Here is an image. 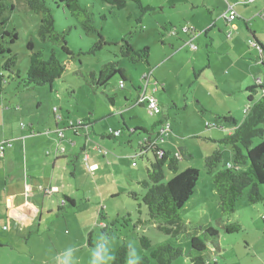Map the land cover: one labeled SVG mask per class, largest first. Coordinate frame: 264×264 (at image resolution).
Instances as JSON below:
<instances>
[{
	"label": "rangeland",
	"instance_id": "374dc122",
	"mask_svg": "<svg viewBox=\"0 0 264 264\" xmlns=\"http://www.w3.org/2000/svg\"><path fill=\"white\" fill-rule=\"evenodd\" d=\"M12 1L15 4L14 10H7L3 18L6 29H15L18 33V39L10 47L18 55L17 67L21 70V75L25 76L30 65L27 46L31 41L35 50L45 48V57H49L51 50L55 49L58 58L67 62V68L52 86L47 84L30 88L21 87L20 79L15 75L4 73L5 82L2 86L0 83V90H7L4 93L10 97H22L26 101L24 112L42 121L50 119L52 129L56 128V122L58 128H63V122L52 115V108L60 106L64 114L69 109L72 117H95V127L102 133L103 129L110 126L115 128L121 125L119 115L102 117L108 113L111 105L106 95L113 96L116 108L124 105L125 95L133 101L136 97L134 86L144 84L143 75L148 70L146 62L131 64L123 57L124 40H129L137 50L148 46L151 49L149 64L154 68V75L164 79L168 88L165 93L161 90L157 92L159 104L164 111L160 115L150 116L145 108L139 109L136 106L125 112L126 122L134 126H150L168 111L169 117L165 121L168 128L163 133L166 141L163 147L175 152L179 145L186 146L193 158L181 159L180 171L194 167L199 170L200 177L193 198L182 211L187 234L176 237L159 230L155 223L148 221V209L145 205L139 212L140 196L144 189L130 182L131 174L147 178V162L138 155L141 134H132L129 142L128 133L125 132L117 140L111 139L108 142L115 145L117 153L128 151L131 156L137 154V157L132 160L130 155H126V159L117 160L107 167L100 184H96L93 176L83 171L82 177L78 176L76 180L78 189L74 193L77 206L68 203L66 208L57 210L54 214L45 212L41 228H37L41 221L37 219L34 229L22 230L19 237L14 238L11 247L5 246L0 251V264H112L115 253L122 244L129 247L126 264H136L142 255L150 256L151 250L163 244L183 248V254L174 260V264H191V238L208 227H215L220 232L218 243L223 256L216 258L213 255L218 264H259V258L264 256V205L250 204L245 190L230 219L240 220L243 229L238 233L228 234L223 228L221 218L225 217L221 214L213 182V174L228 161H233L234 146L221 141L230 133L231 125H210L217 123L218 115H231L240 124L246 118V107L254 103L249 100L250 92L246 86H240L236 79L239 77L249 85L256 82L249 75V69L251 62L254 67L255 58L260 51L250 43H255V39L246 28L243 15L236 18L237 28L225 26L223 19L228 4H233L236 0H206L212 4L210 10L201 7L204 3L201 0L200 10L208 17L209 24L214 21V26L207 38L202 33L195 39L198 50H192L186 43L189 40L186 33L192 35L193 32H184L182 28L201 24V15L194 14L198 9L193 5L199 0H128L123 9L113 8L101 0H79L82 6L88 7L93 13L92 25L96 31L87 30L59 0H46L55 18V28L59 32L67 31L66 39L71 55L66 54L60 45L40 39L38 29L41 14L33 11L25 0ZM260 1L263 5L264 0H257L247 7L238 5L236 10L239 13L243 8H248L251 16L256 13L252 9ZM250 23L249 27H253L257 30V35L263 37L264 14H255L250 18ZM174 28L179 35L169 33ZM229 31L233 33L231 40L227 38ZM99 33L104 41H100ZM234 41H239L240 45L233 48ZM222 43L231 47L227 48ZM111 61L119 62L120 67L125 70L128 76L125 88L119 87V75H115L105 85L98 86L94 82L92 74L96 77L103 65ZM260 95V91L254 94V101ZM172 103H175L174 107L171 106ZM202 108L205 110L201 111ZM134 113L138 117H134ZM261 140L256 137L253 145L259 144ZM79 147H76L77 150ZM218 147L223 151V159L213 173H209L206 157ZM101 149L104 150L102 146ZM164 170L166 181L174 177L167 166ZM86 188L89 192L85 191ZM131 191L137 192L139 199H134ZM261 192L264 196V185ZM139 219L145 222L135 228L134 223ZM143 234L151 240L149 249L141 245L140 235ZM90 238L92 245L89 244ZM210 251L207 254L212 256ZM224 258H228L226 263ZM150 264H158V261L150 257Z\"/></svg>",
	"mask_w": 264,
	"mask_h": 264
},
{
	"label": "trees",
	"instance_id": "16d2710c",
	"mask_svg": "<svg viewBox=\"0 0 264 264\" xmlns=\"http://www.w3.org/2000/svg\"><path fill=\"white\" fill-rule=\"evenodd\" d=\"M101 1L117 9L125 8L128 2V0ZM25 2L33 11L41 14V21L38 29L40 39L43 42L48 41L52 44L60 45L66 54L71 55L72 52L68 47L66 39L67 31L59 32L55 28V18L46 0H25ZM59 2L63 4L64 8L67 9L71 16L82 22L87 30L96 31L92 25L93 13L88 7L82 6L79 0H59ZM14 7L15 4L12 0H0L1 86L2 83L5 82L4 73H10L18 77L20 79L19 85L23 88L44 86L47 84L52 86L56 79L62 77L67 68V62H63L58 58L55 49L51 50L49 57H45V48L35 50L34 44L31 41L27 46L30 51V65L25 76L21 75V70L17 67L18 55L14 53L10 47L18 39V33L15 29L12 31L7 30L5 27L6 21L3 18L5 12L7 10H14ZM99 36L101 38L100 41H104L100 33ZM256 39L257 44L261 47V51L255 58V61L259 67L264 70V38ZM124 47L125 50L122 53L123 57H126L131 64L148 60L151 51L150 47L145 46L142 49H134L127 39L124 40ZM115 75H119L120 77L119 84L121 81L126 83L128 80L125 70L120 67L117 61H111L103 65V68L96 77L92 74L94 82H96L98 86L107 84ZM260 79L261 82L256 81L253 86L247 88L250 92L249 100L254 103L250 105V110L242 123L239 124L231 115H218L216 116L217 123H214L216 124L215 127H218V123L232 126L231 132L226 135L224 139H221V141L234 146L233 161H228L222 169L213 174L214 187L219 197V207L221 214L225 217V219L221 218V220L224 225V231L228 234L238 233L243 229V224L240 220L235 219L234 221H230V219L235 213L237 204L245 193V190L248 192L247 199L250 204L264 205V196L261 192V187L264 185V94L262 93V89H264V73L263 77ZM259 91L261 95L258 100L254 101V94ZM106 96L112 103V100H114L113 97L110 95ZM174 106L175 105H173V107ZM204 110V108L201 109V111ZM71 118L72 117L67 116L64 119L68 120ZM74 118H72V120H75ZM82 119L85 123L89 122L91 124L88 117ZM166 120L167 116L162 117L152 124V128L150 129L136 127L131 135L134 133L141 134V142L145 138V135L151 137L159 124ZM129 128L132 127H127L125 124H123L122 128H118L122 130V134L119 137L125 132L129 133ZM91 131L92 129L90 126V133ZM108 136L117 139L113 135L108 134ZM256 137H260L262 140L259 144L253 145V141ZM140 142L138 143V153H140L139 157L145 159L147 162V178L137 182V184L144 189V193L140 196L141 202L139 203V212L141 213V208L145 205L148 209V221L155 223L159 230L167 234H173L176 237L185 236L187 234V227L182 216V211L187 202L193 198L200 173L199 170L194 167H189L184 171H180V160L191 159L193 158V154L186 146L181 145L178 147L181 158H178L174 152L162 147V144L155 143L153 145V142L151 143L149 139L145 140L144 143ZM149 143L153 146H150ZM159 150H163L162 155H158L157 152ZM136 157L131 156V159L134 160ZM222 159L223 151L220 147L206 157V167L209 173H213L214 168L218 166ZM229 163H231L232 166H228ZM165 166L174 173V177L168 181H166ZM243 167L247 169H243ZM131 195L134 199H139V194L137 192L131 191ZM66 201H69L70 205H74L71 200L67 199ZM62 209L64 208H59V210ZM128 221L126 220V222ZM144 222L145 221L142 222L141 219H139L134 223V227L137 228L143 225ZM219 235L220 232L215 227H208L201 234L193 236L191 238L192 250L189 253L190 263L218 264L216 258H213V254L210 256L207 254V251L213 248H215L214 250L217 252L221 251L218 243ZM140 242L145 249L151 247V240L147 235H140ZM89 244L92 245L91 238ZM128 252L129 247L126 244L120 245L115 253L112 264H126ZM150 253V256L146 254L142 255L136 264H150V257L155 258L158 264H174V260L183 254V248L174 247L170 244H163L151 250Z\"/></svg>",
	"mask_w": 264,
	"mask_h": 264
},
{
	"label": "crops",
	"instance_id": "0c3cea01",
	"mask_svg": "<svg viewBox=\"0 0 264 264\" xmlns=\"http://www.w3.org/2000/svg\"><path fill=\"white\" fill-rule=\"evenodd\" d=\"M256 1L257 0H236L235 3L231 5H233L236 10L238 5L247 7L250 5V3L253 4ZM200 2L201 0H199L198 3L193 4L194 6H197L198 9V11L194 14L200 13L202 18L201 24L197 26L192 25L198 33L194 36V41L202 33L205 34V37L207 38L208 32L214 26V21L209 24L210 21H208V17L204 16L202 10H200ZM203 2L204 3L201 5V7L203 6L207 10H210L212 4L207 3L206 0ZM261 4L262 1H260L258 6L252 9V12H256V15L261 16L264 14V4ZM247 9L248 8H243L239 11V13L238 10L236 11L238 16L240 14L243 15L245 26L255 39L254 42L257 43L256 38L261 39L264 38V36L260 37L257 35V30H255L253 27H249V24H251L250 18L255 14L250 16V13ZM236 18L231 22H228L225 20V18H223L225 26L231 27L232 25L236 26L237 28ZM197 19L199 20L200 18L198 17ZM198 20L196 21L197 23ZM218 31L221 32V29L218 28ZM176 35L179 34L177 33ZM186 35L188 36V39L191 36L188 35V33H186ZM232 36L233 33L230 37L227 36V38L232 39ZM239 43V41H234L233 48L239 46ZM221 45L226 46L227 48L231 47L225 43H222ZM198 49L199 48H197V50ZM244 59L245 61L247 60L246 58ZM140 62H146L148 65V70L146 69V71L152 72L150 82L147 86V91L154 93L157 98L158 91L161 90L164 93L167 92L168 88L164 83V79L155 77L154 68H152L149 64V57L147 61ZM238 62L239 60L236 63ZM254 64V67L252 62L250 64L249 75L255 81L256 79L263 77L264 70L263 68L259 67L256 61H254ZM236 83H240V86H246V88L254 85V83L252 85L244 83V81L239 77L238 80L236 79ZM140 87V85L134 86L136 97L133 101H131V99H129L126 95L124 96V105H122L120 108L114 107L115 100H112V103L108 100L111 104L110 109L108 113L102 115V117L109 116L110 114L119 115L121 125L115 127L116 129L122 128L123 124L132 128H152V124H154L156 121L150 126H144L142 124L134 126L128 124L124 116L126 111H129L136 106L139 109L145 108L144 104H136ZM5 91L7 90L4 88L3 91L0 90V143L5 141L6 144L11 143V146L7 145L5 147L3 155L0 153V227L7 226L6 228H0V251H3L5 246L11 247L14 238H18V234L22 230L26 228L34 229L37 219L41 220L37 228H41L43 214L45 212L48 214H54V212H57L59 208H66L70 204L69 201H66L67 199L74 203L73 206H77V199L75 197L76 194L74 192L76 189H78V186H76V180H78V176L82 177L83 173L87 172L90 176H93L96 184H100L102 177L105 175V170L107 167L114 164L117 160L126 159V155L131 156V153L128 151L117 153L118 150L115 148V145L108 142L113 138L105 134L107 128L105 130L103 129L102 133L97 131L95 127V117L92 118L89 115H79L77 117H88V120L91 122L92 131L90 134V139H87L84 128H81L80 132L75 133L68 129L65 122L63 121L62 129H65L66 139L62 141V145L66 148V150L65 152L61 153L57 143V134L55 130L58 128V122H56V128L52 129L50 126V119H44V121H42L40 118L26 114V112H24L26 101L20 96L10 97L4 93ZM6 103L10 104L12 107H9ZM173 105H175V103L171 104L172 107ZM59 108L64 118L67 116L72 117L70 113L71 111L69 109L66 114H64L60 106ZM162 110L164 111L163 108ZM52 115H54L53 111ZM133 116L138 117V115L135 113ZM164 116H167L168 118L169 112L167 111L163 117ZM54 118H56L55 115ZM74 119L76 120V118ZM21 123H24L25 126H22ZM128 137L129 142H131V134L128 133ZM120 142L122 143L123 141ZM97 144L99 146L101 145L102 148L108 152L105 154L104 152L99 151L97 148H95V145ZM77 146H80L78 150L76 148ZM82 160H84V162H82ZM140 176L142 175L136 177L135 174H131L130 182L132 184L134 183L138 185L137 182L144 179V177ZM85 191L89 192L88 188H86ZM101 196L102 194L100 197ZM88 201H90L89 198ZM262 238L264 239V237ZM247 244L250 246L249 243ZM82 245H84V243ZM214 249L215 248L211 250V254L215 255L216 258L218 256H223L222 249L220 252H217ZM224 259L226 263L228 258ZM259 264H264V256L259 258Z\"/></svg>",
	"mask_w": 264,
	"mask_h": 264
},
{
	"label": "built area",
	"instance_id": "2783aa9c",
	"mask_svg": "<svg viewBox=\"0 0 264 264\" xmlns=\"http://www.w3.org/2000/svg\"><path fill=\"white\" fill-rule=\"evenodd\" d=\"M238 16L237 11L235 10L234 6L229 4L227 11L224 13L223 17L225 18L226 21L231 22L232 20H234L236 17ZM192 31L193 34L189 37V40L186 42L192 50H197L198 46L194 43V36L196 34H198L195 30V28L193 27H188V26H184L182 28V31L184 32H188V31ZM178 33V31L176 29H171L170 30V34L171 35H176ZM231 32H229L227 34L228 37L231 36ZM251 44H253L255 47L258 48L259 51H261V47L257 44V43H253L252 41H250ZM152 76V72H147L144 74L143 76V82L144 84L141 85L140 90H139V95L136 99V104H144L145 108L147 110V112L149 113L150 116H156V115H160L162 113V107L159 104L158 98L156 97V95L152 92H148L147 91V86L148 83L150 82ZM257 82H261V79L258 78L256 79ZM120 88H124L125 87V83L123 81L120 82L119 84ZM262 93L264 94V89H262ZM250 110V105H248L245 109V113L247 114ZM53 113L56 117L57 120L59 121H65V124L67 126L68 129H70L71 131L78 133L80 132V128L83 127L85 129V134L87 136V139H90V126L91 124L89 122L85 123L84 120L82 118H77L76 120H72L71 119H64L60 109L58 106H54L53 107ZM22 126H25L24 123H21ZM84 125V126H83ZM218 125V124H217ZM162 126V128H161ZM211 127L216 126V124H211ZM219 126V125H218ZM166 127L168 128V125H166V122L160 123L158 128L156 130H154V134L150 137L149 135H145V138L140 142V143H144L145 140H150V142H153V145L155 143L158 144H162L165 141V139L163 138V133L166 131ZM129 133H133L134 132V128H129L128 129ZM231 132V131H230ZM56 134H57V143L59 145V149L61 151V153L65 152L66 148L62 145V141L64 139H66L65 137V129L62 128H57L56 129ZM106 134L108 135H113L114 137L118 138L121 134H122V130L121 129H114L113 127H109L106 130ZM151 143H149L150 146H153ZM7 145L11 146V143L6 144L5 141H2L0 143V153L1 155H3L4 153V149ZM95 148H97L99 151L104 152L105 154L108 152L107 150H102L101 147L97 144L95 145ZM158 155H162L163 154V150H159ZM140 153H138L139 155ZM174 154L178 157L181 158V154L180 152L177 150L174 152ZM136 155L132 156V157H136ZM133 165H135V162L133 163ZM228 166H232L231 163L228 164ZM50 191V190H49ZM51 192V191H50ZM264 217V216H263Z\"/></svg>",
	"mask_w": 264,
	"mask_h": 264
}]
</instances>
